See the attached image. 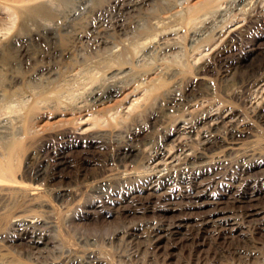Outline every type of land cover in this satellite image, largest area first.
<instances>
[{
    "label": "bare ground",
    "instance_id": "bare-ground-1",
    "mask_svg": "<svg viewBox=\"0 0 264 264\" xmlns=\"http://www.w3.org/2000/svg\"><path fill=\"white\" fill-rule=\"evenodd\" d=\"M148 1L150 0H0L1 55L11 53L20 39L26 40L33 36H43L48 39V42L61 36L62 39H64L63 36L66 38L68 36V39L71 37L81 45L86 46L91 43L95 45L96 55L92 56V54L89 62H85L84 59L85 63L79 64V61L70 75L72 81L83 79L84 85L89 86L88 92L85 91L86 97L72 107L70 113H66L65 117L60 119L67 125H73L75 121L86 115L91 117L83 126L63 129L60 136L70 140L76 139L77 149L84 161H88L92 153L108 150V146L112 147L110 154L96 164V171L91 173L86 171L82 182L73 180L68 186H54L58 176L66 169L69 162L65 152L56 155L55 164L50 170L45 168V165L34 168L26 165L23 169L19 166L22 155L40 136L33 127L32 117L35 105L27 102L23 106V111H20L21 114L14 115L15 118L0 114V237L3 243L10 241L11 236L16 235L14 234L16 230L19 231L16 241L32 249H45L52 242V240H47L48 236L40 232L42 230H39V223L29 219L30 217L36 218L44 222L46 230H54L56 222L48 216L50 213L48 208L52 205L48 203L46 196L57 200L69 197L68 199L74 202L86 189L92 195L88 203H93L92 200L101 202L107 198L112 200L111 196L122 195L121 193L135 201L140 197L138 192L141 193L142 190L157 192L167 188L168 194L164 195L176 197L175 190L184 187V184L189 189L187 191L193 194V192L210 187L217 180L240 179L248 183L259 175L260 169L255 166L257 162H264V155L259 148L255 147L258 145L254 144V146L249 144L251 141L243 140L244 135L251 134L247 133L250 122L261 124L264 129V60L247 64L257 51L249 50L246 56H243L241 60L238 59L239 63L235 64L238 68L244 66L252 71L255 80L252 86L257 95L262 94L258 102L254 104L251 102L250 116L243 117L240 110L222 101L189 118L177 117L178 119L173 121L175 124L166 128L158 139L148 135L145 128L157 123V115L162 109L165 110L163 118L166 119L170 113L180 112L182 110L180 107L185 106L193 98L195 99L197 94L202 95L206 92L205 87H209L211 79L208 76L213 74L217 67L228 64L237 50L238 41L264 21V0H234L231 4L233 9L247 11L248 6L251 9L249 13L245 11L244 19L239 20L242 23L240 22L235 29H227L225 25L218 23L220 21L218 17L223 16L224 12L222 0H201L197 4L189 3L190 0L181 2L182 9L172 12L166 18L156 17L155 23L149 26L150 29L145 30L144 28V31L136 36L139 40L148 41L143 54L137 57V53L134 54L130 47L132 41L126 45L121 42V38L123 35H128L131 29L127 18L132 13L138 12ZM178 6L159 4L160 12H170L173 11L172 7L177 8ZM105 8L111 9L108 16H106L107 12L103 17L100 16L101 18L92 21L93 23L87 20L95 13L105 12ZM203 11L211 13L212 17L210 16L209 20L203 22L201 27L199 24L200 28L193 27V21ZM175 27L178 29H174ZM171 35L174 36L170 37ZM116 46L120 48L114 50ZM155 52H160L163 57L175 59L165 72L168 83L187 78L188 74L194 75L189 78L187 90L181 96L174 90L162 93L163 87L152 85L149 77L153 72H148L149 76L145 80L149 84L145 86V93L127 107V111H125L126 108L121 109L125 102L122 100L119 103V98L132 87L134 81L128 78L134 68L133 62L129 61L128 57L134 58L133 60L139 63ZM70 54L71 50L60 48L57 45L53 46L44 56L42 55L43 57L35 59L39 64L43 62V59L60 60ZM129 63H132V67L125 66ZM48 68L50 67L41 63L38 71L48 70L46 74L50 77L53 72ZM1 78L3 76L0 71V84H3L5 81ZM196 79L202 82H196ZM15 80L16 78L13 77L4 84L9 88L0 89V110L7 103L6 100L9 104L10 100L14 101L19 96L16 89L12 90ZM245 86L242 84V88ZM249 91L251 92V89L246 90V94ZM193 92L195 96L191 98L190 93ZM153 104L158 111L152 112ZM115 108L118 110L114 111ZM13 122L16 125H13ZM145 146H149L148 149H144ZM109 162L116 165L114 171L106 168ZM127 163H130L132 168L122 169ZM197 195L196 205L205 202L202 201L204 195L200 193ZM263 197L264 192H260L250 196L248 201L254 202ZM162 199L168 198L163 197ZM137 203L133 207L141 211L150 208L174 210L171 205L178 204L167 202L155 207L150 206L146 201ZM168 206L171 208H167ZM257 210L259 207L251 204V208L246 209L244 215H250ZM228 213H231V210L214 209L191 218L188 215H181L155 221L156 226L150 228L151 237L155 238L156 232L160 235L163 231L171 232L173 229L186 226L190 219L195 220L204 228L208 221L213 222L214 219L228 215ZM12 218H17V220L13 222ZM8 220L11 224L9 225L11 231L8 230V235H4L2 224ZM184 222L185 225H183ZM125 232L129 235L127 230ZM178 233L183 238H189L192 235L189 231ZM130 236L136 239L135 236ZM160 239L161 237L157 238V245ZM233 253L249 255L254 251L246 250L245 246L238 245L233 248ZM69 257L70 254L65 255L53 264L106 263L105 259L97 257L90 251L84 260L83 258L80 261L72 260Z\"/></svg>",
    "mask_w": 264,
    "mask_h": 264
},
{
    "label": "rangeland",
    "instance_id": "rangeland-1",
    "mask_svg": "<svg viewBox=\"0 0 264 264\" xmlns=\"http://www.w3.org/2000/svg\"><path fill=\"white\" fill-rule=\"evenodd\" d=\"M176 1H148L139 10L140 12H134L127 18L131 29L128 35L122 36L121 42L128 45L132 41L130 43L132 52L134 54L137 53V57H140L148 41L145 39L139 40L136 36L144 31V28L147 30L149 26L151 27L155 23L156 17L166 18L172 12L174 13L182 9L181 2L183 3L186 0ZM200 1L190 0L189 3L197 4ZM233 1L222 0L224 12L222 14L223 16L218 17V21L220 20L218 23L225 25L227 29L237 28L240 22L242 23L239 20L244 19L246 12L249 13L251 11L249 6L246 8V12L233 9V5H231ZM162 3L171 6L174 4L178 6L179 3L181 5L177 8L172 7L173 11L160 12L161 8L159 4ZM104 11L102 14L95 13L89 16L87 20L93 23L97 18L99 19L106 15L107 12L108 14L106 16H108L111 9L105 8ZM210 16L212 17L211 13L201 12L193 21V27L200 28L203 22L209 20ZM1 22L0 20V25ZM178 27L174 29H178ZM173 36L171 35L170 37ZM63 38L62 36L60 38L58 37V39L56 38L52 42H48V39L43 36H33L28 38L29 40L20 39L11 53L0 54V71L3 76L1 80L5 81L3 84H0V89L9 88V86L4 84L8 83L14 77L17 83H14L12 90L14 91L16 89L19 95V98L17 97L14 101L10 100L11 102L9 101V104L8 100H6L7 103L0 110V114L15 118V116L21 114L20 111H23V106L27 102L35 105L34 115L32 117L33 127L40 136L22 155L19 166L23 169L26 165H29L30 168L45 165L44 167L50 170L55 164L54 159L56 155L65 152L69 162L66 169L58 176L54 186H68L73 180L82 182L86 171L89 173L96 171V164L100 160L105 159L112 149V147L110 148L108 146V150L92 153L93 155L89 160L84 161L79 149H77L76 139L70 140L60 136V132L63 129L83 126L87 122V119L91 117L90 115H86L84 118L75 121L73 125H67V123H64L60 119L65 117L66 113H70V109L86 97L89 89V86L84 85L83 79L80 81L71 80L70 75L75 65H78L79 61V64L85 60V62H89L91 55L93 54L92 56H95L97 53L95 45L92 43L91 45L87 44L85 46L75 42L71 37L68 39V36L67 38L63 36ZM133 38H135L134 41L132 40ZM57 45L60 48L71 50V54L60 60L54 59L48 61V59H43L41 63L50 67L48 69L53 72L49 77V74H46L48 70L38 71V66L41 63L37 64L35 58L43 57L53 46L55 47ZM119 48L120 46H116L114 50H118ZM249 50L257 52L248 61V65L251 62L258 63L264 60V21L260 22L248 35L238 41L237 52H234L228 64L217 67V70L208 76L211 79L209 87H205L206 92L202 95L197 94L195 99L193 97L196 91L190 93L191 98H193L192 101L186 103L185 106H181L180 109L182 108V110L180 112L170 113L166 119L165 117L163 118L165 110H159L160 113L157 115V123L146 126V133L158 139L163 135L166 128H170L175 124L174 122L178 119L177 117L184 116L185 118H189L193 114L222 103V101H224L223 103L234 106L238 111L240 110L243 113V117L250 116L251 102L252 104L258 102L262 94L259 93L257 95L255 88L252 86L255 81L252 71L244 66L238 68L235 65L239 63L238 59L241 60L243 56H246ZM128 58L134 64L133 71L130 72L128 78L134 79V81L132 87L127 89L119 98V103L122 100L125 102V105L121 108H126L125 111H127V107L135 103L134 101L139 96L145 93V86L149 84L145 80L149 76L147 74L153 72L149 78L152 80V85L163 87L162 93L168 90H174L180 93V96L187 90L189 78L194 76L193 74H188V77L186 76L187 78L168 83V79L165 78V72L168 66L171 67L175 59L163 57L160 52H155L152 56L139 63L135 62L133 60L134 58L130 56ZM125 66L132 67V63L126 64ZM196 82L202 81L196 79ZM242 84L246 85L245 88H242ZM250 89L251 92L249 91L246 94L247 92L245 91ZM155 107L152 109V112L158 111ZM116 110L118 109L115 108L114 111ZM13 125H16V123ZM248 126L249 132L247 133L251 134L244 135L243 140L246 142L251 141L249 143L251 145H258L254 146L259 148L264 155V129L262 125L250 122ZM148 147L145 146L143 148L148 149ZM255 167L260 169L258 171L259 175L251 179L248 183H244L240 179L217 180L210 187L203 188L199 192H193V194L190 193L191 191H187L189 189L184 184V187L175 190L176 197L164 195L165 193L168 194L167 188L160 189L157 192L142 190L141 193L138 192L140 197L135 201L129 199L124 193H121L122 195L116 194L111 196L112 200L107 198L101 200V202L92 200L93 203H88L92 195L86 189L83 190L79 199L74 202L69 200V197L57 200L51 196H46V200L52 205V207L48 208L50 212L48 216H51L50 219L56 222L54 230H46L44 222L42 223L36 218L30 217L29 219L38 222L39 230H42L40 232L45 234L46 237L48 236L47 240H52L53 243L50 242L42 250L29 248L27 245L16 241L18 240L17 234L19 232L16 230L14 232L16 235L11 236L10 241L3 243L0 237V264H53L61 260V257L63 258L69 254L70 259L80 261L82 258L83 260L84 258L86 259V254L89 251L93 252L97 257L105 259L106 263L104 264H211L213 262L217 264H264V197L254 202L248 201L250 196L264 192V162H257ZM106 168L114 171L116 165L109 162ZM125 168L131 169L132 166L130 163H127L122 167V169ZM197 193L205 196L202 199L205 202H202L200 205L195 204V198L198 196ZM163 197L168 199L163 200ZM139 201H146L150 206L155 207L167 202H176L178 204H170L174 210L154 208L146 211L135 210L133 206L138 204L137 202ZM251 204H255L259 207V210L250 215H244V211L250 209ZM167 208L171 207L168 206ZM214 209L231 210V213L214 219L213 222L208 221L204 225V228L197 224L195 220L190 219L186 226L173 229L171 232L163 231L160 235L156 232L157 236L155 238L153 236L151 237L150 228L156 226L155 221L170 219L181 215H188L191 218ZM16 220L17 218H12L13 222ZM9 225L11 226L9 220L3 222L2 231L4 235H8V230L9 232L11 231ZM183 225H185V222ZM56 230L57 232H55ZM125 230L129 232V235ZM180 231H189L192 235L189 238H183L178 233ZM130 235L135 236L136 239L131 238ZM158 237H161L159 245L156 244ZM238 245L245 246L246 250L252 249L254 253L249 255L247 253H243L242 255L233 253V248Z\"/></svg>",
    "mask_w": 264,
    "mask_h": 264
}]
</instances>
